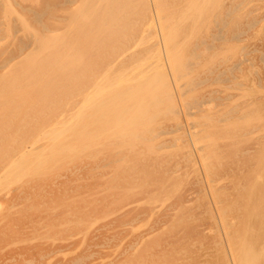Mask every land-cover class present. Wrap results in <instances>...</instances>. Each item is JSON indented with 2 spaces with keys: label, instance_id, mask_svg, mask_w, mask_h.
Returning <instances> with one entry per match:
<instances>
[{
  "label": "bare ground",
  "instance_id": "6f19581e",
  "mask_svg": "<svg viewBox=\"0 0 264 264\" xmlns=\"http://www.w3.org/2000/svg\"><path fill=\"white\" fill-rule=\"evenodd\" d=\"M224 1L225 0H43V6L38 11L25 4L23 0H0V26L2 27L3 25H11V20L10 18H8L11 15L10 10L15 13L20 18V22L25 24L26 26L27 23L31 22H27L24 13L33 12V20L37 23H40L44 31L50 33L44 40L39 39L36 33L37 29L34 28L32 24H30V30L34 31V35L30 36V34H28L29 36L27 40L25 39V37L15 36L14 41L17 40L19 44L15 45V47L10 50L8 60L11 61L15 58L21 57L23 54H25L26 49L33 45V42H36L38 44L35 45V47H32V50H34L36 47H44V45L53 43L54 54L47 53L45 51V55L36 56L31 54L30 58H25V60L31 64V67H29V65V68L26 67L27 69H29V71L27 69L26 70L30 75H37L38 73L42 74L45 72L46 67H53L54 64H56V67L58 66L54 69L55 72L52 75H47L48 73L46 72L43 79L40 78L42 84L38 87H35L30 94L33 98H36L38 95L39 100L43 104H48L51 103V101L48 100L47 94L45 95L47 91L55 90L57 91V94L60 95H62V93H72L75 95V99H73V101H71L70 103V107L73 105L71 108H75L77 104H79L81 101H84L85 105L82 108V110H84V113H81L79 114V116L75 117L73 119V124H71V126L65 127L64 129H66L65 131H71L73 127L76 128L77 119L85 118L88 121L87 124L89 125L88 131L90 137L93 138L96 134L100 133L102 138L101 166L104 167V171L106 172L107 177L111 179L112 182L116 181V183H114L110 187L118 190L117 193L119 199L121 200V202H123L121 206L122 211L120 212L121 216L129 213L131 211V208L135 210L138 205H141L144 202L160 201V204H156L155 206H153L150 213V219H153V217H155V222H157L159 219L167 216L166 209L170 207H174L175 209L180 207L179 209H182L187 205L186 202L190 201L193 198L194 194L199 195L201 192H204L205 196L208 197L206 202L211 210H218L219 207H221V202H223L225 199H230V188H232L236 194H241L242 196L241 199L243 201L240 200L241 205L237 207L238 211L243 209L242 206L245 209L246 206L249 205V203L252 206L250 208H254L258 204V207L256 209L254 208V210L250 213L254 216L255 221H257L255 224H257L259 228L258 240L261 245L259 250L260 255L263 257V259L261 262H259L258 257L253 250L249 252L248 258L250 264H264V198H262L263 200L261 199V194L263 192L260 194L259 202L257 201L258 199L254 191L250 190L258 189L261 192L264 189V169L261 167L263 165V162L261 160L262 154H260L262 142L264 141H262L261 143L259 142L258 147H256V145V148L253 149L255 153H257L256 155H254L257 159H253L251 156H249L251 147L246 142L250 138L248 137V135H250L249 133L253 131L252 129L254 127L250 128L248 117L251 115L248 116L247 114V99H244L240 103H237V100L235 101L237 104L231 107L228 113L235 112L237 113L236 115L232 114L226 116L225 113L219 115L216 114L217 112L214 110V108L218 105L219 99L222 100L224 98H231L233 94L227 96H215V94L219 92L220 89H218L214 85L223 80V78L222 75H213L214 73L217 74L218 67L214 65L211 66V64L214 63L213 61L208 62V55L209 52H211L210 50L215 49L217 46H220L219 44L216 45L214 43L215 40H219L222 44H224L225 42L232 39H244L245 37L241 36L246 34V32L248 33V30L256 25L258 19L253 18L244 25L238 23V19H234V27L229 28V24L232 21V12H236L237 10L240 11V6L243 1L231 0V3L227 4V7L224 6ZM224 7L225 10L222 13L221 11ZM44 16H48L51 20L42 19ZM225 29H227L226 32L224 31ZM0 44L2 45V43ZM141 47L145 48L144 51L148 52L149 55L152 56L153 61L148 62V59L145 66H143L142 68L138 67L139 71H137L136 60L139 59V55L141 54ZM216 50L218 49L216 48ZM215 60H217V58ZM129 61H131V64L127 65L128 63H130ZM19 68L17 67V70ZM139 72H142L143 75H138ZM242 74V76L244 77V73ZM4 76V79H6L7 81H13L17 80L18 74ZM28 80L29 78H26L25 82H27ZM35 80L40 81L39 79L34 78V81ZM220 84L221 83H219V85ZM240 84L241 86H243V80L240 82ZM80 97L83 98L80 100ZM58 98L59 96L57 97V99ZM11 100H15L16 103H19L21 101L20 99ZM26 101L28 102V99L23 102ZM70 107H68V110L72 111L73 109H71ZM16 111L17 109L15 108L12 113ZM10 114L11 113L0 110V180L1 176L3 177L6 174H23L27 171V165L29 163L32 164L38 161L39 158H42L46 154V149L37 139L32 141H30L31 139L28 141L20 139H8V129L13 126V119L11 120ZM61 114L62 111L59 112L56 117ZM194 115L195 117L198 115L199 118H202V120L195 118ZM159 116L164 118L162 119L164 121H160L158 126L153 127L152 123H157L158 120L156 119ZM235 117L240 120L241 125L238 126L232 124L231 119ZM39 118H37L38 122L40 120ZM236 118L235 120L233 119L234 122H237ZM66 119L68 120V118ZM18 121L20 120L18 119ZM33 123L35 122L33 121ZM29 127L30 129L32 128L31 126ZM260 128L261 127L257 128L259 132L262 131L259 130ZM46 129L47 128H45V130ZM22 133L23 132H21V134ZM237 133H239V135L242 137L241 140L234 139V137L237 136ZM49 134L54 133H46V135ZM164 134L172 136L170 138L162 137V135ZM260 134L259 139L260 137H262V133ZM29 135L30 134H28V137ZM29 142L30 144L28 145ZM63 147L65 148L66 145L64 144ZM172 148H175V154H171ZM262 156L264 157V155ZM223 157L225 158V160H222ZM31 158H33L32 161H30ZM84 159H86V157H84ZM183 162L185 163L183 164ZM254 162L257 163L256 165H260V168L257 167L260 174L259 180H256V182L252 183L253 180H249L247 176L248 170L246 169H248L250 163ZM183 165H186L185 169ZM220 167L222 168L220 169ZM182 175L183 177H180ZM186 176L187 178L184 180V177ZM178 181L181 183L180 185H182L184 181L185 183L183 185H187L183 188V190L181 189V186L180 188L175 189L173 195L175 196L178 193L180 194L174 197L169 202V204L164 206L163 208V205L165 204V202H163L164 199L154 198L153 195L157 194V192L160 193L162 191H170V188L168 187H172V185L177 184ZM180 189L182 191H180ZM40 193L42 194V192ZM104 195L105 194H103L102 196ZM32 197L34 196L32 195ZM248 200H250L249 203L247 202ZM198 204H200V202ZM1 205L2 202H0V206ZM76 206L78 205L76 204ZM81 210H84V208ZM181 213L184 214L185 212ZM139 214L140 212L138 210L137 212L135 211L134 216H131V219L127 220L126 222L123 221V224L131 223L133 220L137 219L138 216H141L144 213H142L141 215ZM51 219L54 218L51 217ZM225 235H227V240H225L224 242L227 246L226 250L228 252L227 264H236V258L234 256L235 252L232 245L229 243V234L226 233ZM180 242L183 241L181 240ZM224 243L222 244L224 245ZM187 248H189L188 245ZM194 257L195 256H193V258ZM167 259H169V256ZM30 260L34 261L35 259ZM199 263L200 262H198V264Z\"/></svg>",
  "mask_w": 264,
  "mask_h": 264
},
{
  "label": "rangeland",
  "instance_id": "374dc122",
  "mask_svg": "<svg viewBox=\"0 0 264 264\" xmlns=\"http://www.w3.org/2000/svg\"><path fill=\"white\" fill-rule=\"evenodd\" d=\"M235 1H240V0H235ZM242 1L243 2L240 6L241 10L240 11L237 10L236 12H232V21L229 24V28L234 27L233 26L234 25V19H238L237 22L240 23L241 25H244L245 23H247L249 20H251L253 18L258 19L256 25L250 29L251 31L248 30V33L246 32V34L241 36V37H245L244 39H232L230 41L225 42L224 44H222L219 40H215L216 42L214 41V43L216 45L219 44L220 46L216 47L218 50H216V48L210 50L211 52H209V55H208V62L213 61L214 63L211 64V66L214 65V66L218 67L217 70L219 72L217 71V74L214 73L213 75H222V78H223V80H221L220 82L216 83V85H214L215 87L220 89V91L217 92L215 94V96H217V95L227 96V95L233 94L231 98H224L222 100L219 99L220 102L217 100L218 105L214 108V110L217 112L216 114L219 115V114L225 113L226 116H229L232 114L236 115L237 113H235V112L228 113L229 110L231 109V107L235 106L237 103H240L244 99H247V101H248V105L246 107L247 108V114H248V116L249 115H251V116H249V117L247 116V117L249 119L250 128L254 127L255 129L254 128L252 129L253 130L251 132L252 134L249 133L250 135H248V137H250V138L247 140L246 143L251 147L249 156H251L254 159L255 158L254 155H256L257 153H255V151L253 149L258 147L259 142L261 143L262 141H264V107H263L264 106V93H263L264 92V42H263V40H264V27H263L264 26V23H263L264 22V11H263L264 10L263 9L264 8V0H252V1L251 0H242ZM23 2L25 4H27L28 6L32 7L35 10H38V11L43 6V0H36V1L35 0H23ZM230 3H231V0H225L224 6L227 7V4H230ZM256 4H258V5H256ZM225 7L221 11L222 13L224 12ZM10 12H11L10 13L11 15L8 18H10V20H11V25H6V26L3 25L2 27L0 26V43H2V45L0 44V110H3L4 112L11 113L10 114L11 120L13 119V122H12L13 126L11 128H9L8 132H7L8 139H20V140H27V141L30 139H31L30 141L37 139L42 143L43 147L46 149V154L42 158H39L38 161H36L32 164L29 163L27 165V171L24 172L23 174L15 175L12 173V174H6L3 177L1 176V180H0V202H2V205L0 206V221L1 220H3V221L0 222V264H89V263L90 264H145V263L146 264H151V263L152 264H183V263L198 264V262H200L199 264H227L228 263V261H227L228 252L226 250L227 246L224 243L225 240H227V238H226L227 235H225L226 233L229 234V243L232 245L234 252L236 254V255L234 254V256L236 258V264H250L248 255H249V252L251 250H253L255 252V254L258 257L259 262L262 261L263 257L260 255V250H259L261 245H260L259 240H258L259 228H258L257 224H255L257 221H255L254 216L251 215V213H250L251 211L254 210V208L256 209L258 207V204L254 208H250L252 206L249 203L250 200H248L247 202L249 203V205L248 206L245 205L246 206L245 209L242 206L243 209L238 211L237 207H239L241 205L240 200L243 201L241 199L242 196H241V194H236L232 188H230V190H231L230 191L231 192L230 199H225L223 202H221L220 203L221 207H219L218 210H213V211L211 210V208L208 206V204L206 202L208 197L205 196L204 192L203 193L201 192L200 194L202 196L200 194L199 195L194 194L195 196L193 195V198L190 201L186 202L187 205L184 206V208H182V209H179L180 207L177 209H175L174 207H170L171 209L170 208L166 209L167 216L163 217L162 219H159L157 222H155L156 221L155 217H153V219L152 218L150 219V213L152 211L153 206H155L156 204H160V201H156V202L149 201L151 203L144 202L143 204L138 205L137 208H135V210L133 208L129 207V208H131V211H130L131 213L129 212L126 215L121 216L120 212L122 211L121 206H122L123 202H121V200L119 199V196L117 193L118 190L110 187L111 185L116 183V181L112 182V180L107 177L106 172L104 171V167L101 166V164H102V154H101L102 153L101 152L102 151V145H101L102 144V138H101L100 133L96 134L95 137H93V138L90 137V134L88 131L89 125L87 124L88 121L85 118L77 119L76 120L77 121L76 122L77 123L76 128L73 127V125H72L73 128L71 131L70 130L65 131L66 129H64L65 127L71 126V124H73V122H74L73 119L75 117L79 116V114H81V113H84V110H82V108L85 105L84 101H81L79 104H77V106L75 108H71L73 105L70 107V105H71L70 103H71V101H73V99H75V95L72 93H70V94L62 93V95H60V94H57V91H55V90L47 91L45 93V95L47 94L48 100L51 101V103H48V104H43L39 100L38 95H37V97L35 96L36 98H33L30 94L31 91H33V89L35 87H38L42 84L41 79H43V77L45 76L44 74L47 72L48 73L47 75H52L55 72L54 69L57 68L58 66L56 67V64H54V66L52 65L53 67H51V66L46 67L45 72L42 73L43 75L40 73H38L37 75H30L28 72L29 69H27V68L31 67V64L28 61H26L25 58L26 59L30 58L31 54L36 55V56L45 55L44 54L45 51L47 53H53L54 54L53 43H51L49 45H44V47L39 46V47H36L34 50H32V47H35V45L38 44L36 42L35 43L33 42L32 44L34 46L31 44L32 46L28 47L25 51V54H23L21 57L15 58L16 60L15 59L11 60V61L8 60L10 50H12L15 47V45L19 44V42L17 40L14 41L15 36L25 37V39L27 40L28 36H29L28 34H30V36L34 35V31L30 30L31 29L29 27L30 24H32L34 26V28L37 29L36 33H37V36L39 39L44 40L46 38V36L50 33L47 31H44L42 29L40 23H37L36 21L33 20V18H32L33 12H25L24 13V16H25L27 22L28 21L31 22V23H27V26L20 22L21 21L20 18L15 13H13L11 10H10ZM240 12L243 14H241ZM261 18H262V20H261ZM42 19L51 20L48 16H44ZM17 28H19V29H17ZM21 28H23V29H21ZM226 30L227 29H225L224 31L226 32ZM24 31L27 33H25ZM8 35H10V36H8ZM5 39H6V41H5ZM238 41H240V42H238ZM6 43H8V44H6ZM228 43H230V44H228ZM234 44H236V45H234ZM242 45H243V47H242ZM7 46H9V47H7ZM144 49L145 48H143V47L140 48V51H141V54L139 55L140 60L139 59L136 60L137 71H139V68H142L143 66H145L148 59H149L148 62L153 61L152 56L149 55L148 52H145ZM229 49H230V51H229ZM231 53H232V55H231ZM211 55H212V57H211ZM146 56H147V60H146ZM243 57H245V58H243ZM216 58H217V60H215ZM250 59H252V60H250ZM18 62H20V63H18ZM27 62H28V64H27ZM129 62L130 63H128L127 65L131 64V61H129ZM215 62H216V65H215ZM57 64H60V63H57ZM20 65L23 67H21ZM28 65H29V67H28ZM209 65H210V63H209ZM19 66H20V68H19ZM17 67L19 68L18 70H17ZM229 69H231V70H229ZM229 72H231V73H229ZM242 73H244V77L242 76L243 75ZM12 74H18L17 80L7 81L6 79H4V77H5L4 75L10 76ZM127 75H130V74H127ZM138 75H143V73L139 72ZM34 76H36V77H34ZM26 78H29V80L27 82H25ZM34 78L39 79L40 81L35 80L36 81V83H35ZM242 80L245 84V85L243 84V86H241V84H240V82ZM219 83H221L220 84L221 86L219 85ZM229 84H230V87H229ZM247 85H248V87H247ZM26 88L28 89L29 92L27 91ZM258 88H260V89H258ZM250 90H252V91H250ZM253 90H254V92H253ZM57 95L59 96L58 99H57V97H58ZM234 95H235V97H234ZM82 98L83 97H80L79 99L81 100ZM11 99H20L21 101L19 103L18 102L16 103L15 100L13 101ZM27 99H28V102L27 101L23 102ZM53 99H55V100H53ZM61 100H63V101H61ZM257 101H258V103H257ZM12 102H13V104H12ZM223 102H226V103H223ZM250 102H251V104H250ZM249 105H251V106H249ZM68 107H70L73 110L72 111L68 110ZM15 108L17 109V111L12 113V111ZM25 108H27V109H25ZM28 108H30V109H28ZM44 108H46V109H44ZM54 109H57V110H54ZM58 111L59 112L62 111V114L59 115L58 117H56V115L59 114ZM256 112L258 114L260 112V114L258 115ZM65 117L68 118V120ZM194 117H195V115H194ZM37 118L40 119L39 122H38ZM195 118L202 120V118L201 117L199 118L198 115ZM235 118L231 119L232 124L238 125V126L241 125V122L239 119L236 118L237 122L233 121V119L235 120ZM18 119L20 121H18ZM162 119H164V118H162L161 116L157 117V119H156V120H158L157 123L153 122L152 126L153 127L158 126L160 121H164ZM33 121L35 123H33ZM231 122H230V124H231ZM21 126H22V128H21ZM29 126H31L32 128L30 129ZM258 127H261L259 129L260 131L262 130L261 132L258 131V129H257ZM45 128H47V129L45 130ZM21 132H23V133L21 134ZM47 132L48 133L52 132L54 134L46 135ZM260 133H262V137H260V139H259ZM28 134H30L29 137H28ZM20 135L21 136L23 135V136L21 137ZM236 135L237 136L234 137V139L235 140H237V139L241 140L242 137L239 135V133H237ZM171 136L172 135H167V134L162 135V137H166V138H168V137L170 138ZM84 140H86V141H84ZM29 144H30V142L28 143V145ZM64 144L66 145L65 148L63 147ZM92 150H93V152H92ZM174 150H175V148L171 149V154L176 153V152H174ZM47 151H49V152H47ZM260 151H261L260 154L264 155L263 154L264 153V142H262V147H261ZM262 155H261V160L263 162V165L261 167L264 169V157ZM84 157H86V159H84ZM76 158H78V159H76ZM32 159L33 158H31L30 161H32ZM255 159H257V158H255ZM78 160H79V162H78ZM90 160H92V161H90ZM222 160H225V158L223 157ZM184 163L185 162H183V164ZM77 164H78V166H77ZM91 164H92V166H91ZM256 164H257L256 162L250 163L248 169H246V170H248L247 176H248L249 180L250 179H251L250 181L253 180L252 183L256 182V180H259V174L260 173H259L258 168H260L259 167L260 165H256ZM183 166L185 169L186 165H183ZM221 168L222 167H220V169ZM77 171H79V172H77ZM252 171H254V172L256 171L255 172L256 176H255V173ZM48 173H50V174H48ZM55 174H56V176H55ZM183 175H185V174H183ZM183 175L180 177H183ZM257 176H258V178H257ZM98 177H100V178H98ZM103 177H106V178H103ZM69 178H70V180H69ZM186 178H187V176L184 177V180ZM105 179H106V181H105ZM30 180L32 183L30 182ZM98 182H100V183H98ZM63 183H66V184H63ZM103 183L104 184L106 183V184L104 185ZM184 183H185V181L183 182V184ZM180 184L181 183L178 181L177 184H173L172 187L171 186L168 187V188H170L169 189L170 191H162L160 193L157 192V194H154L153 197L159 198V199L160 198L164 199V201H163V202H165V204L163 205V208H164V206L168 205L169 202L174 197H176L178 194H180V193H178L177 195L174 196L173 193L175 192V189L180 188V186H181V189L183 190V188L187 185V184L186 185H183V184L180 185ZM26 186L30 187L31 189L26 187ZM106 186H107V188H106ZM9 187H11V188H9ZM43 187H45V188H43ZM48 187H49V190H48ZM72 189H74V190H72ZM181 189H180V191H182ZM250 190L254 191V193L258 199L257 201L260 202V194L262 192L263 193L261 194V199L264 198V189L261 192L258 189H250ZM24 192H25V194H24ZM40 192H42V194ZM71 193H72V195H71ZM31 194L34 197H32ZM63 194H64V196H63ZM103 194H105V195L102 196ZM56 195H58V196H56ZM19 196L20 197L22 196V197L20 198ZM48 197H50V198H48ZM23 198H25V199H23ZM80 198H83L84 200L80 199ZM235 198L237 201L235 200ZM11 199H12V201H11ZM60 200H61V202H60ZM197 202L198 203L200 202V204H198ZM76 204L78 206H76ZM119 205H120V207H119ZM106 206H107V208H106ZM55 208H56V210H55ZM83 208H84V210H81ZM12 210H13V212H12ZM137 210L140 212L139 215H141L142 213H144V214H142L141 216H138L137 219H135L133 221L130 220V221H132L131 222L132 224L131 223L123 224V221L126 222L127 220L131 219V216L133 217L135 211L137 212ZM21 212H22V214H21ZM181 212H185V213L183 214ZM191 212H193V213H191ZM95 213H97V214H95ZM98 213H99V215H98ZM249 213H250V217H249ZM46 214H48V215H46ZM127 216H128V219H127ZM27 217H29V218H27ZM51 217L54 219H51ZM220 217L222 220L220 219ZM192 220H194V221H192ZM215 223H217V224H215ZM225 224H227V225H225ZM178 225H180V226H178ZM53 226H55V227H53ZM57 227H58V229H57ZM96 227H98V228H96ZM154 227H155V229H154ZM22 229L24 230V232ZM28 229H30V230H28ZM64 229H66V230H64ZM185 229H187V230H185ZM63 230H64V232H63ZM159 233L161 236L159 235ZM172 234H174V235H172ZM178 235H179V237H178ZM198 235H200V236H198ZM252 236H253V238H252ZM116 238H117V240H116ZM181 240L183 242H180ZM147 241H149V242H147ZM222 243H224V245ZM57 244H59V245H57ZM199 244H201V245H199ZM213 244H215V245H213ZM187 245L189 246V248H187ZM9 248H13V249H9ZM165 249H166V251H165ZM37 253H38V255H37ZM151 254H153V255H151ZM197 254L198 255L200 254V255L198 256ZM168 256H169V259H167ZM193 256H195L196 259H195V257L193 258ZM149 257H151V258H149ZM30 259H33V260L35 259V260L31 261ZM78 259H80L81 262Z\"/></svg>",
  "mask_w": 264,
  "mask_h": 264
}]
</instances>
